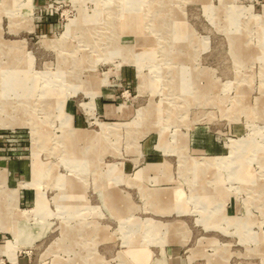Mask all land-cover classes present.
I'll list each match as a JSON object with an SVG mask.
<instances>
[{
    "label": "rangeland",
    "instance_id": "obj_1",
    "mask_svg": "<svg viewBox=\"0 0 264 264\" xmlns=\"http://www.w3.org/2000/svg\"><path fill=\"white\" fill-rule=\"evenodd\" d=\"M0 207L25 264H264V0H0Z\"/></svg>",
    "mask_w": 264,
    "mask_h": 264
},
{
    "label": "crops",
    "instance_id": "obj_2",
    "mask_svg": "<svg viewBox=\"0 0 264 264\" xmlns=\"http://www.w3.org/2000/svg\"><path fill=\"white\" fill-rule=\"evenodd\" d=\"M110 110L112 111V109H110ZM34 171H35V175H36L37 168H36V170L34 169ZM30 202H31V195H29V193L26 191L20 197V201H19L20 206H22V205L28 206L30 204ZM42 208H43L42 202L37 201L36 205L34 207H32L29 211L23 212V213H25V216H27V217H32V216H34V214L36 212H39ZM14 215L12 216V218L18 217L17 214H16V216H14ZM20 230L21 229L19 227L18 228L16 227V224L14 227V223L12 225L10 223V221H8V217L6 216L5 212H3V210L0 209V253L3 252L7 256L6 260L10 264H25V261L23 258L14 256V251H15L16 247L14 245L8 243L9 241L5 240L7 235H9L10 233H13L15 235L16 241L20 242V240H19ZM8 258H11V261Z\"/></svg>",
    "mask_w": 264,
    "mask_h": 264
},
{
    "label": "bare ground",
    "instance_id": "obj_3",
    "mask_svg": "<svg viewBox=\"0 0 264 264\" xmlns=\"http://www.w3.org/2000/svg\"><path fill=\"white\" fill-rule=\"evenodd\" d=\"M7 105V104H6ZM9 114V113H8Z\"/></svg>",
    "mask_w": 264,
    "mask_h": 264
}]
</instances>
